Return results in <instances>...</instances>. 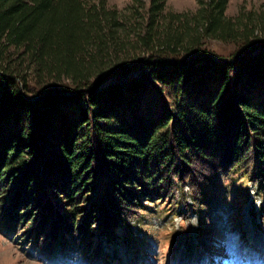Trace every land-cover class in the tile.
<instances>
[{
  "label": "trees",
  "instance_id": "obj_1",
  "mask_svg": "<svg viewBox=\"0 0 264 264\" xmlns=\"http://www.w3.org/2000/svg\"><path fill=\"white\" fill-rule=\"evenodd\" d=\"M167 1L0 0L1 232L100 264L158 199L191 209L225 172L264 190V9Z\"/></svg>",
  "mask_w": 264,
  "mask_h": 264
},
{
  "label": "rangeland",
  "instance_id": "obj_2",
  "mask_svg": "<svg viewBox=\"0 0 264 264\" xmlns=\"http://www.w3.org/2000/svg\"><path fill=\"white\" fill-rule=\"evenodd\" d=\"M108 1L119 8L135 3V0ZM167 6L170 10L191 12L198 10L199 1L168 0ZM227 8L228 15H237L243 9L260 11L264 9V0H229ZM207 42L210 49L224 55L239 50L237 43L221 38ZM211 183L203 187L200 202L188 198L191 209L181 197L178 202L158 199L144 211L141 220L134 221L127 230L120 229L115 240L103 235L102 246L107 253L100 264H210V257L237 236L245 246L264 252V190L228 172L217 174ZM88 252L63 263L85 264ZM0 264L62 262L44 257L21 235L17 238L0 231Z\"/></svg>",
  "mask_w": 264,
  "mask_h": 264
},
{
  "label": "clouds",
  "instance_id": "obj_3",
  "mask_svg": "<svg viewBox=\"0 0 264 264\" xmlns=\"http://www.w3.org/2000/svg\"><path fill=\"white\" fill-rule=\"evenodd\" d=\"M193 224H196L195 220ZM210 264H264V252L245 246L237 236L210 257Z\"/></svg>",
  "mask_w": 264,
  "mask_h": 264
}]
</instances>
